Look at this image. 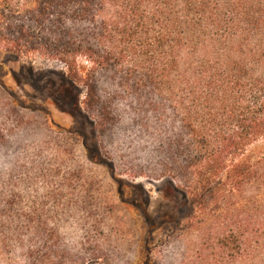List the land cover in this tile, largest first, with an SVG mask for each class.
I'll return each mask as SVG.
<instances>
[{
	"label": "trees",
	"instance_id": "1",
	"mask_svg": "<svg viewBox=\"0 0 264 264\" xmlns=\"http://www.w3.org/2000/svg\"><path fill=\"white\" fill-rule=\"evenodd\" d=\"M0 50L74 84L62 133L0 84V264L103 263L145 176L187 189L197 264H264V0H0Z\"/></svg>",
	"mask_w": 264,
	"mask_h": 264
},
{
	"label": "rangeland",
	"instance_id": "2",
	"mask_svg": "<svg viewBox=\"0 0 264 264\" xmlns=\"http://www.w3.org/2000/svg\"><path fill=\"white\" fill-rule=\"evenodd\" d=\"M0 84L15 91L26 111L46 115L55 131L66 132L74 126V113L65 111L57 99L63 91L74 90L60 63L23 59L0 50ZM32 138L25 135L23 140ZM245 155L263 157L264 140L249 147ZM125 189L121 200L116 198L117 214L107 230L108 259L101 264H197L192 260L194 245L185 240L186 222L195 211L187 189L173 179L152 181L146 176Z\"/></svg>",
	"mask_w": 264,
	"mask_h": 264
}]
</instances>
